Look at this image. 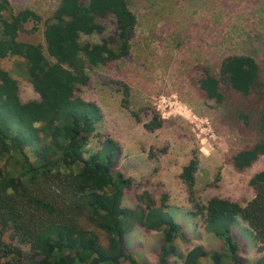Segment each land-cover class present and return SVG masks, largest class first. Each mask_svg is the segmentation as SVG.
Masks as SVG:
<instances>
[{
    "label": "trees",
    "instance_id": "1",
    "mask_svg": "<svg viewBox=\"0 0 264 264\" xmlns=\"http://www.w3.org/2000/svg\"><path fill=\"white\" fill-rule=\"evenodd\" d=\"M112 19V36L99 43L81 36L100 34L103 21ZM42 18L29 9L12 11L0 0V62L21 59L36 99L22 102L17 82L0 65V264H145L126 250L124 237L134 226L162 234L158 263L168 264L177 252L182 227L167 210V195L157 202L143 190L132 208L123 206L132 180L117 171L121 149L112 138L84 157L102 114L96 103L80 95L89 85L86 70L107 66L130 54L136 17L127 0H60L44 22V43L17 40L27 22ZM34 30V28H32ZM248 55L224 58L216 71L202 68L199 94L226 110L231 123L253 137L252 144L228 161L241 172L264 155V78ZM121 106L129 110V90L123 86ZM130 111V110H129ZM143 125L148 132L164 120L153 111ZM138 122V112L130 111ZM193 156L182 167L192 214L221 241L219 251L194 246L180 264H247L233 235L235 218L244 221L264 252V171L249 185L254 197L245 205L213 197L205 204L196 198ZM101 234L106 244L102 243ZM8 234V241L4 236ZM256 264H264V254Z\"/></svg>",
    "mask_w": 264,
    "mask_h": 264
},
{
    "label": "rangeland",
    "instance_id": "2",
    "mask_svg": "<svg viewBox=\"0 0 264 264\" xmlns=\"http://www.w3.org/2000/svg\"><path fill=\"white\" fill-rule=\"evenodd\" d=\"M15 13L29 9L42 21H29L17 40L45 46L44 22L60 0H7ZM136 17L130 54L107 66L87 69L89 85L79 95L99 107L102 119L84 147V157L96 152L100 142L112 138L121 149L116 170L130 178L133 188L123 197V206L132 208L134 196L143 190L159 202L166 194L167 210L182 227L176 240L177 252L168 264H180L188 250L202 246L219 251L221 241L209 233L194 216L181 169L197 157L196 198L205 204L218 197L245 206L253 197L251 177L264 171V155L241 172L228 159L252 144L253 137L226 118V110L205 100L197 90L203 67L216 71L220 62L232 55L255 59L264 78V0H127ZM100 34L81 36V41L99 43L112 36V19L103 21ZM34 28V30H32ZM17 82L22 102L36 99L25 75L21 59L0 62ZM123 86L129 90V110L138 112L136 121L121 106ZM155 111L164 124L148 132L143 125ZM233 235L240 245L239 256L256 264L264 254L257 251L253 232L235 218ZM103 244L106 239L101 234ZM8 241V234L4 236ZM162 234L132 227L124 237L126 250L137 261L159 264ZM121 264H129L123 262ZM201 264H211L205 259Z\"/></svg>",
    "mask_w": 264,
    "mask_h": 264
}]
</instances>
